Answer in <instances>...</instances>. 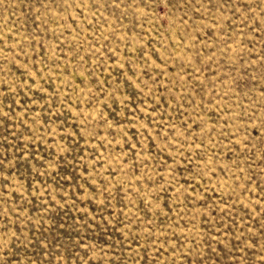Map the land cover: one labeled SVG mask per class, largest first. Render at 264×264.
<instances>
[{"label":"rangeland","instance_id":"obj_1","mask_svg":"<svg viewBox=\"0 0 264 264\" xmlns=\"http://www.w3.org/2000/svg\"><path fill=\"white\" fill-rule=\"evenodd\" d=\"M0 264H264V0H0Z\"/></svg>","mask_w":264,"mask_h":264}]
</instances>
